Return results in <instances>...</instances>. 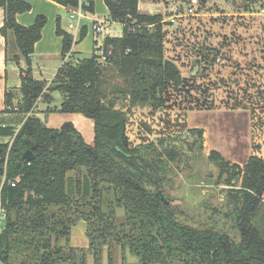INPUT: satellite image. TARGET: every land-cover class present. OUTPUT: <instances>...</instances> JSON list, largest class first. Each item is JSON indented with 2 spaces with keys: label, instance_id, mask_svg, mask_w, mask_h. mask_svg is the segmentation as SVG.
<instances>
[{
  "label": "trees",
  "instance_id": "16d2710c",
  "mask_svg": "<svg viewBox=\"0 0 264 264\" xmlns=\"http://www.w3.org/2000/svg\"><path fill=\"white\" fill-rule=\"evenodd\" d=\"M54 1L94 11L93 2ZM105 2L109 19L124 25L122 36H106L99 48L102 54L96 49L91 56L75 60L74 36L58 18L56 33L63 38L64 62L48 81L32 74L35 44L47 16L38 15L32 25L24 26L17 15L29 11L31 4L0 0L5 12L0 31L8 43L6 63H26L20 68L19 87L6 92V107L0 111V135L13 137L11 144L0 145V176H5L0 194L6 211L0 261L87 264L90 252L95 264H101L103 248L108 246L113 264V248L120 246L123 264L127 250L141 264H264V157L252 155L241 166L230 164L217 150L209 155L223 173L234 169L226 184L231 186L234 210L229 216L239 231L238 241L214 226L181 222L177 207L158 195L171 162L182 158L181 150L176 143L167 144L165 137L133 143L128 135L133 108L163 106L170 87L179 89L186 80L166 54V21L162 13L142 12L139 0ZM55 91L62 94V112L94 119L92 144L73 122L55 128L34 113L40 99L54 101ZM110 93L115 94L109 97ZM120 99L128 101V109L116 107ZM189 132L197 134L201 148L204 128ZM28 149L35 155L31 161L22 157ZM118 207L124 208V221L117 218ZM80 220L86 222L87 248L69 243ZM62 239L67 242L62 244Z\"/></svg>",
  "mask_w": 264,
  "mask_h": 264
},
{
  "label": "rangeland",
  "instance_id": "374dc122",
  "mask_svg": "<svg viewBox=\"0 0 264 264\" xmlns=\"http://www.w3.org/2000/svg\"><path fill=\"white\" fill-rule=\"evenodd\" d=\"M46 3L48 6L43 7L48 10V14L44 13L47 22L51 15L56 25L60 18L62 28H68V11L61 7L56 11L57 7ZM189 4V0H166L159 12L166 21V54L178 64L186 79L184 85L179 89L170 87L163 106L133 108L128 135L133 143L157 142L162 137L171 146L176 143L182 158L171 162L163 191L177 207V218L193 226H214L238 241L239 231L229 216L234 210L229 197L231 186L226 184L234 169L223 173L209 155L217 150L230 164L241 166L253 154L264 157V0H199L194 14L188 12ZM111 29V34L119 37L124 25L111 23ZM102 37L99 35L98 40ZM10 38L13 43V36ZM87 46L83 53H77L79 57L93 54L94 43ZM97 53L102 54L101 50ZM58 60L52 57L46 64L54 66ZM18 67L10 63L12 87L20 80ZM39 71H34L37 77ZM53 72V68L45 69L43 78H51ZM54 95L56 99L51 103L40 99L34 113L55 128L73 122L92 144L94 119L81 113L62 112V94L55 91ZM116 107L126 110L128 101L120 99ZM195 127L204 128L201 148L197 134L189 132ZM236 183L240 184L241 179ZM117 218L125 220L123 207L117 208ZM3 227L4 223L0 224V232ZM71 237L72 244L89 246L87 235ZM127 253V264H141L137 256L129 250ZM113 261L123 264L120 246L113 248ZM87 264H95L93 253L88 252ZM101 264H109L108 246L103 248Z\"/></svg>",
  "mask_w": 264,
  "mask_h": 264
},
{
  "label": "crops",
  "instance_id": "0c3cea01",
  "mask_svg": "<svg viewBox=\"0 0 264 264\" xmlns=\"http://www.w3.org/2000/svg\"><path fill=\"white\" fill-rule=\"evenodd\" d=\"M27 2H29L31 4V9L29 11L23 12V13H19L17 15V20L20 24L24 25V26H30L32 25L37 16L41 15L43 13V15L48 14V11L45 7L43 6H48L46 2L51 3L52 5H54L56 8V11L59 7L61 8H65L68 11V16L70 13V8L54 1V0H26ZM144 1V2H143ZM82 3H90L93 2L94 3V11H88L86 17L80 19L77 23V26L74 28H70L68 25V28H63L64 30L70 32L73 34L74 36V45H73V58L75 60L78 59H82L85 57H79L78 54L79 53H83V51L85 49H88L87 45L88 44H92L94 43L93 46V52L96 51V49H98V51L100 50L99 48H102V45L104 43V39L106 36H113L116 37L114 35L111 34V23H116L115 21H111L109 19V9L108 6L105 2V0H81ZM39 4V5H38ZM38 6V8H36V6ZM166 6V0H139V8L142 12H149V11H145L143 7H147L148 10L151 8H154L155 11L157 12H161V8ZM45 13V14H44ZM4 9L2 7H0V29L4 24ZM50 15V14H49ZM96 17H99L101 19L107 20V25L109 26V30L110 32L108 34H98L96 33L93 28H92V24L93 21ZM70 19V17H69ZM53 18L50 15V20L47 22V24L45 25V27L42 30V37L41 39L35 44V52L33 54V63H32V74L35 78L38 79H46L48 81H51L54 76L56 75L59 67L63 64L64 59L62 58V45H63V38L62 36H59L56 33V22H53ZM70 23V20H69ZM82 33H84V35L82 36ZM99 35H103L101 41L98 40ZM122 36V34L120 35ZM11 39V38H10ZM11 42V40H9ZM100 41V42H99ZM7 49H8V43L6 42L5 37L1 34L0 31V111L4 110L6 105H5V100H6V92L8 90L11 89H17L21 83V69L20 68H25L24 67V60L21 61L20 63V71L18 72V76L20 78L19 82L17 84L14 85V87H12L9 83L10 80V71H9V67H10V63L7 64L6 63V53H7ZM92 50V48H91ZM102 52V50H101ZM78 53V54H77ZM54 57L55 59H59L58 63L55 64L54 66H47L46 63L50 62V59ZM72 58V56H68V59ZM42 61H44V64L40 65V62L42 63ZM49 68H53L54 72L52 74L51 78H43L44 75V70L45 69H49ZM39 69V77L36 76L35 74V70ZM38 71V70H37ZM24 74V72H23ZM54 100L56 99V96L54 95ZM253 155H257V154H253ZM259 156V155H257ZM74 235H78V236H86V225L85 222L81 221L78 222V224L76 226H74L72 228V232L70 235V241H71V236ZM88 237V236H87ZM89 240V238H88ZM67 241L65 239L61 240L62 244H65ZM71 245L73 246H78V245H74L71 242H69ZM81 247V246H78ZM128 252V250H127ZM127 254V258H130L128 253Z\"/></svg>",
  "mask_w": 264,
  "mask_h": 264
},
{
  "label": "built area",
  "instance_id": "2783aa9c",
  "mask_svg": "<svg viewBox=\"0 0 264 264\" xmlns=\"http://www.w3.org/2000/svg\"><path fill=\"white\" fill-rule=\"evenodd\" d=\"M189 1H190V4L188 7V12L194 14L196 12L199 0H189ZM87 13H88V10L84 9L82 6L78 7V8H70L69 27L70 28L76 27L78 21L80 19L86 17ZM92 28L98 34H108L110 32L109 26L107 25V20L101 19L99 17H96L94 19L93 24H92ZM103 60H105V57H102V61ZM12 141H13V137L0 135V145L3 143H10L11 144ZM4 180H5V176L4 175L0 176V192H1V188H2V185L4 183ZM11 184L13 186H15L16 183L11 182ZM5 220H6V211L1 205V194H0V224H2V223L5 224Z\"/></svg>",
  "mask_w": 264,
  "mask_h": 264
},
{
  "label": "water",
  "instance_id": "95a60500",
  "mask_svg": "<svg viewBox=\"0 0 264 264\" xmlns=\"http://www.w3.org/2000/svg\"><path fill=\"white\" fill-rule=\"evenodd\" d=\"M148 11H149L150 13L157 12V11H155L154 8H151V9H149ZM22 157H23L24 160L31 161V160H33V159L35 158V155H34V153H33L32 150L28 149V150H26V151L23 153V156H22ZM158 195L160 196V198H161L164 202H166V203H170V200L165 196L163 189H159V190H158Z\"/></svg>",
  "mask_w": 264,
  "mask_h": 264
}]
</instances>
